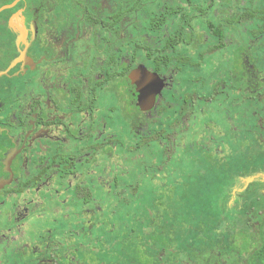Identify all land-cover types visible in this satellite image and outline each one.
Segmentation results:
<instances>
[{
  "label": "flooded vegetation",
  "instance_id": "1",
  "mask_svg": "<svg viewBox=\"0 0 264 264\" xmlns=\"http://www.w3.org/2000/svg\"><path fill=\"white\" fill-rule=\"evenodd\" d=\"M249 9L21 0L0 13V264H264V148L249 154L245 135L252 109L264 144V21ZM208 106L238 109L241 128L227 113L217 129ZM154 148L161 164L141 165ZM175 151L178 196H138V173Z\"/></svg>",
  "mask_w": 264,
  "mask_h": 264
},
{
  "label": "rangeland",
  "instance_id": "2",
  "mask_svg": "<svg viewBox=\"0 0 264 264\" xmlns=\"http://www.w3.org/2000/svg\"><path fill=\"white\" fill-rule=\"evenodd\" d=\"M5 1L7 0H0V6L2 4L5 3ZM249 5L253 4L254 6H259V5H264V0H247ZM1 18V17H0ZM203 66L202 68H204L203 70L205 72H209V64L212 65V63L210 61H208L207 59L204 60ZM261 65L259 66L260 68H262V70H264V64L263 61H260ZM201 76H203V72H201ZM262 77H264V73H262ZM215 106H208L206 107V114L204 115L205 120H213L215 122V124H217L219 127L217 129H221V131H225L228 126L225 123V118L227 113H229V115L232 117V125L233 127L236 128H241L236 117H237V112L238 109L236 108H232L231 109H227L226 110L222 109V108H217ZM251 111L253 112L254 110H250V114H249V118H248V122H247V132L245 133L246 138H247V146L246 148H248L249 150H251L249 152V154H253L254 152H257L258 149L264 148V144H259L256 140V136H257V127H254V122H253V117L251 115ZM231 127V126H230ZM214 129V128H213ZM216 130H206V135H205V139L209 138V134L211 133H215ZM241 137L239 132L235 133L233 132L232 135L227 136V139L229 140L230 138L232 140V149L235 151L236 149H238L237 144L234 143V141L238 138ZM219 138H222L221 136ZM218 138V139H219ZM224 139V138H222ZM225 140V139H224ZM226 141V140H225ZM204 142V141H202ZM176 148V147H175ZM178 159H177V152H171L170 155L168 156L167 162L163 163L162 165H160L161 167H163V171L161 172V170H159L158 168V173L151 171L149 174H141L138 173L137 175V181L141 182L140 183V189H139V194L138 196H143V197H176L178 196V193L176 192L175 188L177 187V185L182 182L185 181L186 179L180 174V171L177 167L178 163H177ZM141 165H145V166H150V165H159L161 164V157L159 155V153L157 152V148H154L153 153H149L146 157H142L141 161H140ZM139 165V162H138ZM193 171V169H189L187 170V172L189 174H191ZM194 173V171H193ZM148 180H157V184L153 183L154 185H156V187H152L153 184H150L148 182ZM162 180H164L165 182L168 183L169 188L171 187L172 189L169 188L168 190H166L165 188L162 187ZM189 181H193L194 178L192 176H190V178L188 179ZM151 181V182H152ZM163 181V182H164ZM40 227V226H39ZM58 227H62L65 228V225L62 224L61 226Z\"/></svg>",
  "mask_w": 264,
  "mask_h": 264
},
{
  "label": "trees",
  "instance_id": "3",
  "mask_svg": "<svg viewBox=\"0 0 264 264\" xmlns=\"http://www.w3.org/2000/svg\"><path fill=\"white\" fill-rule=\"evenodd\" d=\"M253 7V4H250V9H249V20L250 21H254V20H260V21H264V14H262V16L259 18L258 15H260L259 13L257 12H252L253 9H251Z\"/></svg>",
  "mask_w": 264,
  "mask_h": 264
},
{
  "label": "water",
  "instance_id": "4",
  "mask_svg": "<svg viewBox=\"0 0 264 264\" xmlns=\"http://www.w3.org/2000/svg\"><path fill=\"white\" fill-rule=\"evenodd\" d=\"M21 0H16L14 1L12 4L10 5H6V6H3L2 8H0V13L3 12L4 10H7V9H10V8H13L14 6H16Z\"/></svg>",
  "mask_w": 264,
  "mask_h": 264
}]
</instances>
